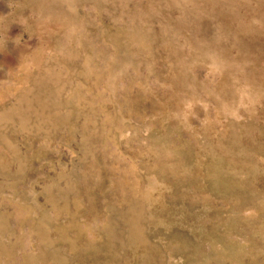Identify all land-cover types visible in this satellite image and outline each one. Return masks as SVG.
<instances>
[{
  "label": "rangeland",
  "instance_id": "rangeland-1",
  "mask_svg": "<svg viewBox=\"0 0 264 264\" xmlns=\"http://www.w3.org/2000/svg\"><path fill=\"white\" fill-rule=\"evenodd\" d=\"M0 264H264V0H0Z\"/></svg>",
  "mask_w": 264,
  "mask_h": 264
}]
</instances>
